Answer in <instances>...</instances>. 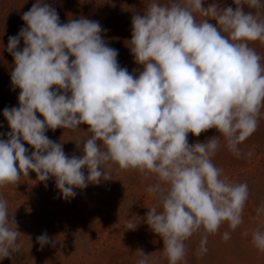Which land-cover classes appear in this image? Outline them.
I'll use <instances>...</instances> for the list:
<instances>
[{"label":"clouds","instance_id":"1","mask_svg":"<svg viewBox=\"0 0 264 264\" xmlns=\"http://www.w3.org/2000/svg\"><path fill=\"white\" fill-rule=\"evenodd\" d=\"M245 3L264 8L262 0H234L235 8L151 0L142 14L133 15L126 41L143 66L136 75L119 65V53L107 45L98 21L81 17L62 24L54 8L36 0L22 16L26 27L8 38L11 83L20 93L19 106L3 110L11 131L0 139V186L17 184L34 171L41 182L54 177L67 200L75 197V188L111 179L113 165L154 174L158 183L146 191L156 204L145 222L162 238L169 264L184 259V241L201 228L214 234L227 222L236 229L248 185L222 178L211 157L221 141L239 155L238 145L256 130L264 108V65L249 47L251 41L264 43V19L246 12ZM196 12L216 24L197 21ZM82 124L91 135L75 141L79 157L69 158L62 143L45 134ZM212 128L220 135L189 145V133L198 137ZM22 141L35 149L31 155ZM18 235L8 203L0 198V253L8 256L17 248ZM37 241L43 246L49 238L45 233ZM252 243L264 251L260 227ZM150 255L140 251L137 264H149Z\"/></svg>","mask_w":264,"mask_h":264},{"label":"rangeland","instance_id":"2","mask_svg":"<svg viewBox=\"0 0 264 264\" xmlns=\"http://www.w3.org/2000/svg\"><path fill=\"white\" fill-rule=\"evenodd\" d=\"M35 2L0 0V139H7V133L11 131L3 116L4 108L19 106L20 89H14L11 83L14 58L6 50L8 38L18 35L21 28L26 27L22 16ZM150 2L44 0L57 11L62 24L81 17L98 21L107 45L119 53V65L136 75L143 71V66L135 62L126 41L131 39L133 15L142 14ZM158 2L170 4L174 0ZM244 10L259 13L264 19V8H250L245 3ZM194 16L197 21L210 19V23L216 24L211 17L199 12ZM18 47H24L23 40ZM249 47L261 56L264 65V43L251 41ZM37 116L43 119L39 113ZM88 127L82 124L76 129H49L45 134L52 141L62 143L69 158L79 157L83 153L77 149L75 141L91 135L87 132ZM219 135L215 128L198 137L189 133L188 143L206 142ZM23 143L31 155L35 149L27 142ZM238 150L239 155L234 154L221 141L211 159L223 170L222 178L230 183L248 185L242 223L231 229L223 222L214 234L205 233L202 228L193 233L184 241L185 257L178 264H264V251L252 243V233L257 227L264 231V212L259 211L264 208V108L256 130L238 145ZM83 171L87 176V169ZM109 171L111 179L101 180L98 185L89 183L83 189L75 188V197L67 200L56 187L54 177L41 182L34 171L28 176L21 175L17 184L0 186V198L7 201L9 217L14 216L19 231L18 247L8 256L0 253V264H137L140 251L151 254L149 264H169L162 255V238L145 222L149 208L156 204L155 195L146 189L158 183L156 176L143 175L137 169H120L118 165H113ZM10 226L15 229L14 224ZM225 232L229 234L227 240L223 238ZM45 233L49 242L41 246L37 237Z\"/></svg>","mask_w":264,"mask_h":264},{"label":"trees","instance_id":"3","mask_svg":"<svg viewBox=\"0 0 264 264\" xmlns=\"http://www.w3.org/2000/svg\"><path fill=\"white\" fill-rule=\"evenodd\" d=\"M212 3H217L220 7H227V6H231L233 8L236 7V5L234 4V0H205L203 1V5L205 7H207L209 4Z\"/></svg>","mask_w":264,"mask_h":264}]
</instances>
